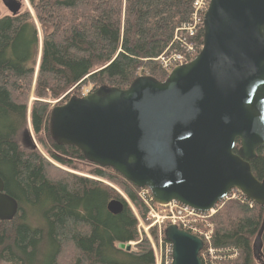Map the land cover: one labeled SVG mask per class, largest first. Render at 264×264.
<instances>
[{"label":"trees","instance_id":"obj_1","mask_svg":"<svg viewBox=\"0 0 264 264\" xmlns=\"http://www.w3.org/2000/svg\"><path fill=\"white\" fill-rule=\"evenodd\" d=\"M28 2L31 10L0 15V178L4 191L18 202L15 216L0 220V260L156 264L131 208L144 217L139 188L110 167L90 163L89 176L71 172L72 159L83 157L76 147L52 141L48 120L52 107L82 96L84 89H126L140 75L163 81L167 73L156 58L183 51L185 41L198 43L199 52L203 26L191 37L185 33L192 0ZM28 125L40 150L24 149L17 140ZM238 147L237 140L235 152ZM250 165L254 176L263 179L264 145L256 148ZM111 200L121 204L117 213L107 208ZM263 214L264 207L246 198L220 200L209 220L214 257L204 264H264V230L260 252L252 251ZM157 231L149 228L155 239Z\"/></svg>","mask_w":264,"mask_h":264},{"label":"water","instance_id":"obj_2","mask_svg":"<svg viewBox=\"0 0 264 264\" xmlns=\"http://www.w3.org/2000/svg\"><path fill=\"white\" fill-rule=\"evenodd\" d=\"M1 2L11 15L22 7L19 0ZM48 127L54 143L74 146L86 161L149 189L157 204L174 200L207 211L237 189L264 207V178L250 165L264 145V0H210L192 61L163 81L140 75L126 89L70 96L52 107ZM107 208L117 213L121 204L111 200ZM17 211L0 178V220ZM263 230L264 214L254 255ZM163 235L170 264H203L199 237L175 224Z\"/></svg>","mask_w":264,"mask_h":264},{"label":"built area","instance_id":"obj_3","mask_svg":"<svg viewBox=\"0 0 264 264\" xmlns=\"http://www.w3.org/2000/svg\"><path fill=\"white\" fill-rule=\"evenodd\" d=\"M209 1L210 0H193L192 12L190 14V21H188L185 24V29H186L185 33L187 36L191 37L194 34H196L199 27L202 26L203 16H204L205 11L208 8ZM185 46H186V49H184L183 51L172 50L168 53H163L159 57H157L156 60L159 61L160 68L165 72H169L176 66L183 65V64L190 62L193 59L194 55L198 53L197 46L195 45V43L187 42V41H185ZM84 93H88V91L86 90ZM144 191L145 190H142L140 193L138 192V194H140V196L148 204V201L152 200V196L149 195L148 193V196L145 198ZM228 195L226 198L229 197ZM242 198H245V197L243 195H240L239 199L242 200ZM149 208L150 209L148 212V219L153 220L152 224L157 222L159 219H161V221H163V219H168L169 222H171L169 224H175L179 228L198 236L199 238L202 239L204 243L203 245L204 250L202 249L203 252H202L201 259L203 260L204 263H206L209 259L212 260V258L214 257L213 255L214 251H213V248L209 245L211 233L208 235L206 234V231L201 232L200 230L196 229V227L193 224H191L189 219H192V216L194 218L195 216H198L199 214L212 211L213 208L205 212H199L190 206L181 204L174 200L168 203H165V204H159L157 208H153V207L151 208L150 206ZM165 256H166L165 260H163V262L161 261V264L162 263L170 264L171 262V246L170 245L165 250Z\"/></svg>","mask_w":264,"mask_h":264},{"label":"rangeland","instance_id":"obj_4","mask_svg":"<svg viewBox=\"0 0 264 264\" xmlns=\"http://www.w3.org/2000/svg\"><path fill=\"white\" fill-rule=\"evenodd\" d=\"M19 1L22 4L21 11H23L25 8L30 9V5H29L28 0H19ZM5 14H10V13L3 6V4H2V2L0 0V15H5ZM37 32H38V39H39V42H40V40H41V32H40L39 28H37ZM197 46L199 47L198 43H197ZM38 52H39V47H38ZM197 52H198V48H197ZM197 54L198 53H196V55ZM196 55H194V57ZM85 91H86V89L83 90V92H85ZM33 99H34V96H33L32 92H31L30 95H29V100H28L29 101V105H30V103L32 102ZM55 102L56 101H51L52 105ZM17 140H18L20 146L22 148H24V149H32L34 147H37V149L40 150V148H41L35 141V138H34L33 133L31 131L30 125H28L27 129L23 130L22 132H20V134H18ZM72 160H73L72 161V165L75 168L73 170H71V172L89 176V174H90L89 170L93 168L92 165L90 164V162L86 161L85 159L80 160V159L73 158ZM57 166L62 168V169H68V168H65V166H61V165H57ZM96 179H98V178H96ZM142 190H145L144 191V194H145L144 197L145 198L148 196V193H149V195H151L150 190L145 188V187L144 188H140L138 190V192L140 193ZM121 194L123 195V197H125L123 193H121ZM228 194H229L228 198L231 197V198H236V199L238 198L239 199L238 194L234 190L229 191ZM138 196H139V198L142 200V202L146 206V212H145L144 217L142 218L138 213H136L134 208L130 205L132 210H133V212H134V214H135V216H136L137 222H138L137 223L138 233L140 235L144 234L148 238V240L150 241L151 246L153 248L154 254H155L156 264H161V261L163 262V260H165V257H166L165 256V250L169 247L170 244L169 243L166 244L163 241H161V234H160L159 230L160 229L163 230L171 222H169L168 219H163V221H161V219H159L157 222L152 224L153 220L148 219V212H149V209H150L149 206L151 208L152 207L153 208H157L159 204L155 203L153 200H150V201H148V204H149L148 205L147 202L140 196V194H138ZM216 205L214 206L212 211H208L206 213L199 214L198 216H195L194 218L192 216V219H189L191 224H193L196 227V229L200 230L201 232L206 231V234H208V235L210 233H212L213 224L209 220H210L211 216L216 212ZM150 224H152V225H150ZM152 226H155V227L158 228V231H157L158 233H157V238L156 239L153 238V236L150 235V233H149V228L152 227ZM134 244H135L134 242L130 243L131 249H133ZM0 264H9V263L3 262V261L0 260ZM162 264H164V263H162Z\"/></svg>","mask_w":264,"mask_h":264},{"label":"bare ground","instance_id":"obj_5","mask_svg":"<svg viewBox=\"0 0 264 264\" xmlns=\"http://www.w3.org/2000/svg\"><path fill=\"white\" fill-rule=\"evenodd\" d=\"M192 4H193V0H192ZM49 128V127H48ZM203 264H204V262H203Z\"/></svg>","mask_w":264,"mask_h":264}]
</instances>
